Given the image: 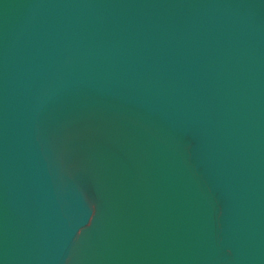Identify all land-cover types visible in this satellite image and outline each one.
I'll return each instance as SVG.
<instances>
[{
  "label": "water",
  "instance_id": "95a60500",
  "mask_svg": "<svg viewBox=\"0 0 264 264\" xmlns=\"http://www.w3.org/2000/svg\"><path fill=\"white\" fill-rule=\"evenodd\" d=\"M0 264H264V0H0Z\"/></svg>",
  "mask_w": 264,
  "mask_h": 264
}]
</instances>
